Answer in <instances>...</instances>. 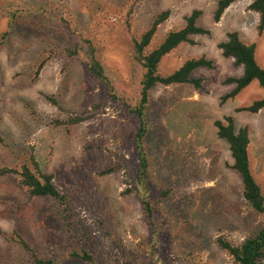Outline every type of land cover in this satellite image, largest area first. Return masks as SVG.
I'll list each match as a JSON object with an SVG mask.
<instances>
[{
    "label": "rangeland",
    "instance_id": "1",
    "mask_svg": "<svg viewBox=\"0 0 264 264\" xmlns=\"http://www.w3.org/2000/svg\"><path fill=\"white\" fill-rule=\"evenodd\" d=\"M218 1L0 0V168H33V155L65 195V203L32 197L18 173H0V264H31L35 255L53 264H233L218 237L239 244L260 230L264 215L244 198L242 177L214 121L232 115L237 128L249 127L251 169L264 193V107L238 110L264 89L253 81L223 100L235 87L227 79L243 67L219 43L238 31L256 44L264 68V29L252 0L235 1L215 21ZM166 10L146 52L184 27L194 10L202 11L198 23L210 33L165 55L159 72L168 75L201 56L214 67L192 73L202 79L200 87L150 90L143 142L154 227L135 190L140 123L132 109L146 71L135 57V40ZM76 45L83 53L95 49L117 100L84 59L69 54ZM75 115L84 120L69 123ZM15 233L32 251L11 238Z\"/></svg>",
    "mask_w": 264,
    "mask_h": 264
},
{
    "label": "trees",
    "instance_id": "2",
    "mask_svg": "<svg viewBox=\"0 0 264 264\" xmlns=\"http://www.w3.org/2000/svg\"><path fill=\"white\" fill-rule=\"evenodd\" d=\"M237 0H219L214 19L219 21L225 10ZM11 3L9 7H12ZM250 8L260 15L259 30L264 29V0H252ZM11 18L12 26L16 19V7L14 6ZM16 13V14H15ZM170 11L166 10L158 14L151 24L139 39L135 40V57L145 68V74L142 81L141 100L138 107L132 109L139 117V130L136 134L135 142L139 155V166L137 168V175L135 180V190L139 200L141 201L145 215L151 226L156 227V210L151 201L149 191V156L145 149L143 139L146 134V107L149 99L150 90L156 85H171L176 83H192L196 87L201 86V78L192 77V73L201 67L212 68L214 62L205 56L199 58H191L168 75H162L159 72V64L162 58L177 48L184 42H193L192 36L196 34H209L210 30L199 25L198 20L202 14L201 10H194L186 17V24L180 29L171 30L168 32L164 40L152 51L146 52V48L155 35L158 26L166 20ZM71 28V25L68 24ZM3 40V38H2ZM1 45V41H0ZM222 53L226 57L233 58L235 64L243 67V73L238 77H229L228 83H234V89L223 96V100L235 97L244 88L249 86L253 81H258L259 85L264 89V68L258 63L256 58V44L245 43L238 31H231L227 35V39L219 43ZM69 54L78 58L84 59L89 71L100 81L104 82L113 99L117 100L118 95L115 93L109 77L106 74L104 64L97 57L95 49L92 45L87 48V51L82 52V47L76 45L71 48ZM47 59L42 60L39 64L38 71L43 68ZM264 107V96L254 100L250 105L238 108V110H245L250 113H256ZM94 116V113H90ZM84 120L81 115L79 117L73 116L69 123L76 124V122ZM214 126L217 129L219 137L225 139L229 144V150L233 159L232 167L238 171L243 181V196L251 207L257 212L264 215V193L261 185L257 181L251 169V162L249 157L250 145V131L248 126L236 127L234 117L232 115H225L223 118L216 119ZM0 141L3 138L0 137ZM32 161L35 167L31 165H23L20 169L15 168H0V173H18L21 176L22 184L27 188L32 197H49L65 203V195L61 193L53 180V175L44 172L32 155ZM138 189V190H137ZM13 237V238H12ZM11 238L17 239L24 249L32 251L29 242L20 234L15 233ZM219 245L225 249L233 259V264H261L264 261V221L260 230L253 236L246 237L241 243L233 244L224 236H219L217 239ZM84 259L90 260L91 256L87 253L83 254ZM52 259H43L35 255L31 264H53Z\"/></svg>",
    "mask_w": 264,
    "mask_h": 264
}]
</instances>
